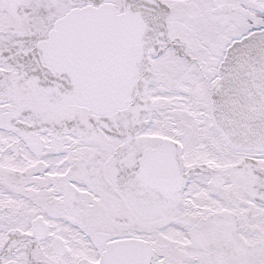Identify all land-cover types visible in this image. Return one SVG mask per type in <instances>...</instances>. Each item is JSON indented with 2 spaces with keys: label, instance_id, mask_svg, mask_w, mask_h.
<instances>
[{
  "label": "snow or ice",
  "instance_id": "snow-or-ice-1",
  "mask_svg": "<svg viewBox=\"0 0 264 264\" xmlns=\"http://www.w3.org/2000/svg\"><path fill=\"white\" fill-rule=\"evenodd\" d=\"M0 264H264V0H0Z\"/></svg>",
  "mask_w": 264,
  "mask_h": 264
}]
</instances>
